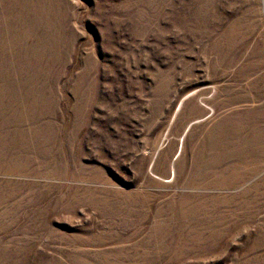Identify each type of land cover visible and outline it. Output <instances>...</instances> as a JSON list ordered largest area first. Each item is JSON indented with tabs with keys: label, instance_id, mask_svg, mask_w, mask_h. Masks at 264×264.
I'll use <instances>...</instances> for the list:
<instances>
[{
	"label": "rangeland",
	"instance_id": "1",
	"mask_svg": "<svg viewBox=\"0 0 264 264\" xmlns=\"http://www.w3.org/2000/svg\"><path fill=\"white\" fill-rule=\"evenodd\" d=\"M0 264H264V0H0Z\"/></svg>",
	"mask_w": 264,
	"mask_h": 264
}]
</instances>
